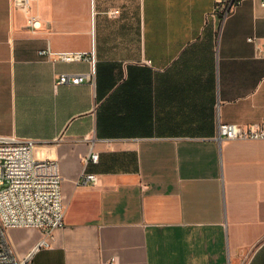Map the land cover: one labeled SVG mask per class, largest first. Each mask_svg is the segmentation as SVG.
<instances>
[{
  "label": "crops",
  "instance_id": "0c3cea01",
  "mask_svg": "<svg viewBox=\"0 0 264 264\" xmlns=\"http://www.w3.org/2000/svg\"><path fill=\"white\" fill-rule=\"evenodd\" d=\"M92 49L93 75L40 55ZM263 121L259 1L0 0V135L56 161L66 206L28 264H264V139L216 138ZM9 235L22 258L43 238Z\"/></svg>",
  "mask_w": 264,
  "mask_h": 264
},
{
  "label": "built area",
  "instance_id": "2783aa9c",
  "mask_svg": "<svg viewBox=\"0 0 264 264\" xmlns=\"http://www.w3.org/2000/svg\"><path fill=\"white\" fill-rule=\"evenodd\" d=\"M25 10L36 0H19ZM259 1L264 6V0ZM236 0H214V14L225 18ZM27 26L35 31L42 26L37 16L27 18ZM254 41L253 38L249 39ZM42 56H53V60L65 62L89 60L91 75L95 73L94 50L87 56L82 52L64 51L52 53L40 51ZM151 64V61H147ZM91 81L90 75L60 74L56 83H82ZM217 139L221 140H262L264 139V121L251 125L219 122ZM38 143L33 139H21L16 136L0 135V264H28L33 252L49 246L47 239L52 233L65 226L66 206L62 193V177L56 161L36 158ZM98 153H92L85 161L98 162ZM85 181L96 182L95 174H86ZM11 229H37L43 238L26 257H19L11 241Z\"/></svg>",
  "mask_w": 264,
  "mask_h": 264
}]
</instances>
